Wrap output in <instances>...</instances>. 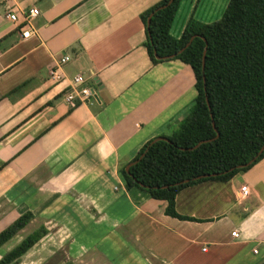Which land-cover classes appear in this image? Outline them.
<instances>
[{
    "label": "crops",
    "instance_id": "1",
    "mask_svg": "<svg viewBox=\"0 0 264 264\" xmlns=\"http://www.w3.org/2000/svg\"><path fill=\"white\" fill-rule=\"evenodd\" d=\"M157 1L0 0V230L33 213L0 256L44 225L16 264H264V156L178 190L177 211L198 220L166 214V200L127 187L118 170L176 126L197 92L188 63L147 53L140 12ZM32 6L23 38L6 13ZM191 14L181 0L173 35ZM63 52L64 72L83 73L95 92L74 106L66 80L48 75Z\"/></svg>",
    "mask_w": 264,
    "mask_h": 264
},
{
    "label": "trees",
    "instance_id": "2",
    "mask_svg": "<svg viewBox=\"0 0 264 264\" xmlns=\"http://www.w3.org/2000/svg\"><path fill=\"white\" fill-rule=\"evenodd\" d=\"M180 3L158 0L140 12L144 45L152 62L180 58L188 63L196 95L177 125L159 134L167 138L147 139L129 160L141 155L129 170L126 163H120L118 170L127 187L137 186L166 200V214L197 219L177 211L178 190L205 179L228 180L264 156V149L255 156L264 143V0H228L221 16L209 21L191 14L175 36L170 28ZM202 173L214 174L196 177ZM32 217L31 211H24L2 228L0 245ZM46 232L40 225L27 233L0 256V264H16Z\"/></svg>",
    "mask_w": 264,
    "mask_h": 264
},
{
    "label": "built area",
    "instance_id": "3",
    "mask_svg": "<svg viewBox=\"0 0 264 264\" xmlns=\"http://www.w3.org/2000/svg\"><path fill=\"white\" fill-rule=\"evenodd\" d=\"M39 12V8L32 6L28 9L21 11L20 16L15 10H10L6 13V16L15 22L20 28L21 37H28L32 31V19ZM70 54L67 52L61 53L54 61V65L49 67L48 75L49 79L55 82L66 80L67 88L64 92L63 98L68 102L70 106L76 105L78 102L87 101L90 96L95 94L93 87L86 82V77L83 73H76L72 76H68L63 70V64L70 59ZM242 194L247 193L246 185L241 186ZM236 234V230L232 231Z\"/></svg>",
    "mask_w": 264,
    "mask_h": 264
},
{
    "label": "rangeland",
    "instance_id": "4",
    "mask_svg": "<svg viewBox=\"0 0 264 264\" xmlns=\"http://www.w3.org/2000/svg\"><path fill=\"white\" fill-rule=\"evenodd\" d=\"M188 1L194 4L195 15L198 18L209 21L221 16L228 0H188Z\"/></svg>",
    "mask_w": 264,
    "mask_h": 264
},
{
    "label": "water",
    "instance_id": "5",
    "mask_svg": "<svg viewBox=\"0 0 264 264\" xmlns=\"http://www.w3.org/2000/svg\"><path fill=\"white\" fill-rule=\"evenodd\" d=\"M169 1H170V0H169ZM161 6H163V5H161ZM152 13H153V11H151L150 14H149L148 17H147V24H149V20H150V17H151V15H152ZM193 36H194V35H192V36L189 38V40L186 42V44H185L182 48H184L186 45H188V44L190 43V41L192 40ZM205 50H206V45H205V47H204L203 56H202V64H203V65H204ZM174 54H175V53H172V54H170V55H163V56H164V57H166V56H173ZM155 55H156L157 57H160V56H161V55H159V54H157V53H155ZM98 81H99V80H96V82H98ZM213 124H214V122H213ZM217 135H218V131L216 132V135H215V136H217ZM215 136H214V137H215ZM160 137H162V138H167L166 136H162V135H158V136H156L155 138H160ZM201 141H202V140L198 141L194 146H197ZM263 149H264V143L261 145V147L259 148V150L257 151V153H256L255 156H257L260 152H262ZM140 156H141V155H140ZM140 156H139L138 158H136V159H134V160L129 161L128 163H126V164H125V169L128 171V170H129V166H130V164L133 163V162H135L136 160H138V159L140 158ZM255 156L252 157V158L250 159V161H251L253 158H255ZM250 161H247V162H245V163H240V164H238L237 166L245 165V164H247V163L250 162ZM232 168H233V167H230L229 169H232ZM229 169H227V170H229ZM209 174H214V173H202V174L197 175L196 177L206 176V175H209ZM186 180H188V178L183 179V180L178 181V182H182V181H186Z\"/></svg>",
    "mask_w": 264,
    "mask_h": 264
}]
</instances>
